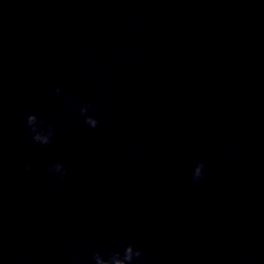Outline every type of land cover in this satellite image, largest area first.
Masks as SVG:
<instances>
[{
	"label": "water",
	"instance_id": "1",
	"mask_svg": "<svg viewBox=\"0 0 264 264\" xmlns=\"http://www.w3.org/2000/svg\"><path fill=\"white\" fill-rule=\"evenodd\" d=\"M121 240L140 264H264V0H0V264Z\"/></svg>",
	"mask_w": 264,
	"mask_h": 264
},
{
	"label": "clouds",
	"instance_id": "2",
	"mask_svg": "<svg viewBox=\"0 0 264 264\" xmlns=\"http://www.w3.org/2000/svg\"><path fill=\"white\" fill-rule=\"evenodd\" d=\"M55 93L60 95L62 93L61 87L55 88ZM67 103L76 106L77 100L68 97ZM90 112H95V106L89 101L85 100L80 103L79 114L83 117V123L91 129H96L100 125L99 119L95 115H90ZM25 123L27 134L31 136L32 141L41 147L50 146L51 149H57L61 147L60 141L55 140L56 135L55 127L52 124H48L46 120L42 119L36 113H26ZM26 172H31L35 167L32 161L25 160L22 162ZM206 164L203 161L198 162L192 171V180L194 183H198L205 176ZM45 170L49 175L56 176L63 180L68 175V169L65 167L62 160H55L48 163L45 166ZM119 251L104 252L101 248L97 247L92 249L90 256L74 257L71 264H140L143 260L142 250L136 248L133 244L127 243L124 240L120 241Z\"/></svg>",
	"mask_w": 264,
	"mask_h": 264
}]
</instances>
